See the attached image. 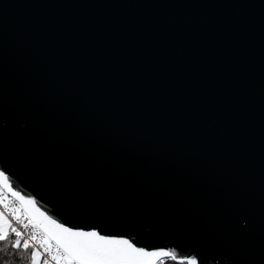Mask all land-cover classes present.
Returning a JSON list of instances; mask_svg holds the SVG:
<instances>
[{"label": "water", "instance_id": "obj_1", "mask_svg": "<svg viewBox=\"0 0 264 264\" xmlns=\"http://www.w3.org/2000/svg\"><path fill=\"white\" fill-rule=\"evenodd\" d=\"M0 168L68 226L264 264V0H0Z\"/></svg>", "mask_w": 264, "mask_h": 264}, {"label": "snow or ice", "instance_id": "obj_2", "mask_svg": "<svg viewBox=\"0 0 264 264\" xmlns=\"http://www.w3.org/2000/svg\"><path fill=\"white\" fill-rule=\"evenodd\" d=\"M13 256L22 264H203L197 249L181 255L175 247L137 246L95 226H68L17 191L0 168V264H13Z\"/></svg>", "mask_w": 264, "mask_h": 264}, {"label": "trees", "instance_id": "obj_3", "mask_svg": "<svg viewBox=\"0 0 264 264\" xmlns=\"http://www.w3.org/2000/svg\"><path fill=\"white\" fill-rule=\"evenodd\" d=\"M9 251H11V249H9ZM7 258V257H5ZM13 264H22V261L17 259L15 256H13L12 258ZM165 264H175V262L171 261V260H167L165 261Z\"/></svg>", "mask_w": 264, "mask_h": 264}]
</instances>
